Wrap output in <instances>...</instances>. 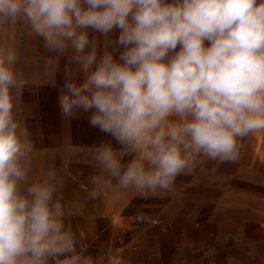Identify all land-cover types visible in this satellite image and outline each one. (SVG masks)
<instances>
[{
    "label": "clouds",
    "instance_id": "1",
    "mask_svg": "<svg viewBox=\"0 0 264 264\" xmlns=\"http://www.w3.org/2000/svg\"><path fill=\"white\" fill-rule=\"evenodd\" d=\"M20 23L56 56L71 50L61 116L91 113L110 137L92 149L89 199L169 192L201 159L236 162L264 133V0H0V33ZM113 33L98 52L93 34ZM18 60L0 42V264H97L65 223L56 171L32 177Z\"/></svg>",
    "mask_w": 264,
    "mask_h": 264
},
{
    "label": "bare ground",
    "instance_id": "2",
    "mask_svg": "<svg viewBox=\"0 0 264 264\" xmlns=\"http://www.w3.org/2000/svg\"><path fill=\"white\" fill-rule=\"evenodd\" d=\"M0 42H7L16 48L19 56L16 68L23 74L25 80V86L16 100V110L18 118L28 129L30 138L33 134L35 136L31 139L34 145L33 179L39 178L41 170L54 169L63 184L57 196L65 206V220H78L79 222L99 220L97 215L103 207L102 198L93 200L88 197L93 187L89 178L99 174V168L96 167L94 160L68 161L60 160L59 157L52 160V156L47 155L45 136L41 139L36 137L37 131L44 132V129H47L48 114L52 107L58 106L60 93L52 81L55 79V84H60L64 79L63 62L69 57L71 50L65 56H56L47 51L43 47V41L32 36L27 26L22 23L0 33ZM245 144L243 157L250 161L248 164L262 166L264 169V133L249 136L245 139ZM61 150L65 152L64 149ZM127 159L129 157H125V160ZM68 174L71 175L69 179ZM180 176L191 177L192 175ZM198 177L201 176L198 175ZM226 183L229 184V197L226 195L228 199H224L226 202L218 207L220 208L219 217L222 220L195 219L194 216L202 213L204 205L202 202L192 205L184 200L201 198V189L198 191L195 188L187 192L188 194L184 192L180 195V200H184L183 204L170 207L171 212L176 210V218L172 217L175 214H170L168 215L170 217L153 220L151 226L142 234L143 239H151L155 242L154 246L161 245L165 254L167 253L166 258L172 256L168 239L181 234L184 237L190 236L200 240L194 244H203L202 241L207 240L205 244L212 245L214 249L215 264H264V171L261 173L231 172L226 178ZM230 184L240 186L253 184L254 192L246 189L247 193L243 195V198L251 202L238 199L239 196L236 195L235 190H231ZM121 195L122 193H109L105 196L108 199H116ZM125 197L126 194L123 200ZM70 213H83L85 219L76 218ZM123 222L124 220L118 219V229L123 227ZM94 223L99 224V222ZM93 231L94 226L83 230L87 234Z\"/></svg>",
    "mask_w": 264,
    "mask_h": 264
},
{
    "label": "rangeland",
    "instance_id": "3",
    "mask_svg": "<svg viewBox=\"0 0 264 264\" xmlns=\"http://www.w3.org/2000/svg\"><path fill=\"white\" fill-rule=\"evenodd\" d=\"M245 148L244 139L241 141L240 158L234 164L237 168H240L238 171L247 173H261L264 171L262 166L248 164L250 161L243 157ZM206 162V159H201L191 173V177L178 176L173 189L169 192L145 195L134 191H123L120 192L122 195L116 197V199H108L106 195L101 199L103 207L97 215L99 220H81L82 222L78 220H70V222L65 220L66 224H71L73 232L77 237V250L81 248L85 249L84 254L92 256L97 261V264H154V257L158 255L164 257L167 253L165 254L164 248L161 245L155 247L153 245L155 242L151 239H143L142 234L151 226L153 220H160L170 217L168 216L170 214H175L176 210L171 212L170 208L173 205L183 204L184 200L187 201L186 203H189L188 199L180 200V195L184 194V192H190L195 188L198 190L200 186L209 190L216 187L217 178L208 176L195 177L193 175ZM230 188L236 191V195L239 196L238 199L251 202V200L243 198V195L247 193L246 189L254 192L255 189H252L255 188L253 184H248L247 186L230 184ZM124 194H126V197L123 200ZM208 195V201L202 203L205 208L202 209L201 214L194 216L195 219L222 220L219 217L220 208L218 207L226 202H224V199H228L226 195L229 197V193L226 192L225 196L223 193H220V202H218V198H216V201H211L210 195ZM191 204L197 205V203ZM70 215L79 219H85L83 213H70ZM172 217L176 218L177 215L175 214ZM118 219L124 220L121 229H118ZM94 222H99V224L96 225ZM90 226H94L93 233L87 234L83 232V230ZM186 243L191 244V242ZM193 248L196 249L195 247ZM171 254L173 258L181 255L176 252H172Z\"/></svg>",
    "mask_w": 264,
    "mask_h": 264
},
{
    "label": "crops",
    "instance_id": "4",
    "mask_svg": "<svg viewBox=\"0 0 264 264\" xmlns=\"http://www.w3.org/2000/svg\"><path fill=\"white\" fill-rule=\"evenodd\" d=\"M118 35V33H113V37L106 40L103 37H100L98 34H95L99 41L98 52H102L105 48L111 50L112 43L110 40H114V36ZM71 55V54H70ZM69 55V56H70ZM64 70L65 67L69 66L68 58H65L64 62ZM72 68H75V65H71ZM64 75V73H63ZM64 77V76H63ZM64 85V79L60 84H55L56 90L61 92ZM88 114H79L80 118L67 120L61 116L59 105L56 107H52L49 112V124L47 129L37 131V138H42L45 136L47 140V144L45 148L47 149V155L50 154L52 156V160H55L56 157H59L60 160H68V161H77V160H93V147L98 145L101 141H108L110 137L102 134L98 129L92 128L88 123ZM36 134V133H35ZM34 134L31 139H34ZM69 145V146H68ZM114 147H119L113 141ZM61 149H64L65 152ZM89 150V151H88ZM60 153V154H59ZM66 156V157H65ZM63 157V158H62ZM65 158V159H64ZM235 162L232 163H220L217 161L207 160L206 164L200 166L197 172H195V176H210L213 178H217V185L213 187L211 190L204 189V187H199L201 189L202 196L198 200L191 199L189 200V204L199 203V202H207V195H210L211 201H216L218 198V202H220V193H225L229 191V184L226 183V178L229 177L231 172H239L240 168H237L234 165ZM241 172V171H240ZM202 173V174H201ZM68 179L71 178V175L68 174ZM69 182V180H68ZM72 182V181H71ZM198 188V189H199ZM206 188V187H205ZM199 191V190H198ZM161 194V193H160ZM208 195V196H209ZM102 202V201H101ZM69 221L70 220H66ZM66 223V222H65ZM187 242H196L200 241L199 239H194L189 237H184L183 235H175L174 237L168 239V243H170V249L172 252L180 253L181 255L173 258L161 255L153 258L154 264H215L214 258V249L212 245L205 244L208 242L207 240H203L202 243L199 244H188ZM185 242V243H184ZM167 243V242H166ZM204 246V247H203ZM157 247V245L155 246ZM192 247V248H191ZM195 247L196 249H194ZM204 250V251H203ZM210 250V251H209ZM165 251V250H164ZM189 256V257H188Z\"/></svg>",
    "mask_w": 264,
    "mask_h": 264
}]
</instances>
